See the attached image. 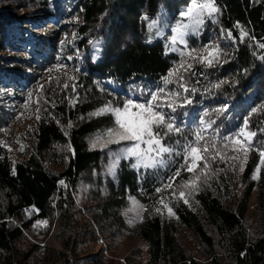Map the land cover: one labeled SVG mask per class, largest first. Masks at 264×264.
I'll list each match as a JSON object with an SVG mask.
<instances>
[{
  "label": "trees",
  "instance_id": "16d2710c",
  "mask_svg": "<svg viewBox=\"0 0 264 264\" xmlns=\"http://www.w3.org/2000/svg\"><path fill=\"white\" fill-rule=\"evenodd\" d=\"M213 2L215 22L205 15L185 36L200 56L219 47L208 67L169 44L192 0H0V264H264V0ZM15 11L27 18L18 26L5 18ZM158 88L191 101L164 109L183 130L164 142L180 154L154 169L122 160L109 175L122 143L93 147L115 127L97 113ZM245 119L256 133L246 155L229 144ZM201 120L214 122L204 135L215 148L200 153L207 169L200 160L189 172L182 146ZM197 175L185 203L178 192ZM130 199L143 208L134 225ZM55 228L59 250L48 243Z\"/></svg>",
  "mask_w": 264,
  "mask_h": 264
},
{
  "label": "snow or ice",
  "instance_id": "6c2138e0",
  "mask_svg": "<svg viewBox=\"0 0 264 264\" xmlns=\"http://www.w3.org/2000/svg\"><path fill=\"white\" fill-rule=\"evenodd\" d=\"M217 11L218 9L213 0H192L191 6L181 14L182 17L189 21V23H181L173 30L174 35L171 36L169 44L172 46L180 44L183 49L187 51L190 58L205 63L208 67H212L215 60L220 55L219 47L206 49V55L200 56L197 53V50L188 49L185 36L189 29L192 31L199 30L204 23L203 17L205 15L215 22V13ZM149 28H156L157 34L160 33V29L156 22L150 23ZM245 35L246 33L241 30V40ZM227 37L229 39L233 38L230 31L227 33ZM260 47L264 48V43H262ZM173 50H175V48H173ZM181 66H183V62L181 63ZM189 67L191 66L189 65ZM175 75V70L170 71L168 76L162 78L164 84L167 85L172 83L173 81L170 77ZM177 82L184 92L189 91L183 83V76H178ZM218 86L219 85H217V87ZM147 97V99L128 98L123 104H114L112 101H109L97 113L98 115L111 113L115 117V127L108 129L106 132L111 138V142H128L116 156L110 171L115 168L120 158H134L135 164L133 167H143L147 169L166 167L167 158L172 157L174 154H180L176 150L174 144L170 145L164 142L170 135H180L183 132L180 125L176 123L175 118L169 113H166L164 109H169L170 112H175L178 106H184L185 104L191 103L190 99L186 97L181 99V93L179 91L169 92L164 88H158L156 91H149ZM211 123L214 122L205 124V122L201 120V127L193 130L187 138V142L182 146L184 160V165L182 166H186V169L189 172L194 170L193 165L200 160H204V168H208V164L206 163L207 158L202 157L200 153H207L210 147L213 149L215 148V142L212 141L210 143L204 135L207 129L211 127ZM243 123L244 127L229 140V144L239 146L238 148L234 147L233 151H243L246 155L248 151L255 147L251 138L256 136V133L247 131V119H245ZM174 143L179 144V141ZM227 146L228 145H225V147ZM93 147H95V145H93ZM21 150L23 149L21 148ZM256 150L262 158V161H264V149ZM215 156L223 158V153L216 151ZM234 158L236 157H233V159ZM189 159H191L192 163H188ZM179 175L180 169H176L173 176L169 178V181L175 180V177H178ZM201 175L207 178L208 173L205 171L202 172ZM201 175L194 176L192 180H188L181 185V190L178 192V195L185 203H188V201L183 188L192 186L193 189H195L197 182L201 179ZM252 178L257 179L258 177L253 175ZM61 183H63V181H61ZM166 187H172V183L170 182ZM156 191L160 192L161 189L157 188ZM172 195L176 196L177 192L174 190ZM163 202L162 198L160 203ZM132 203L135 205L136 201L132 200ZM157 211H160V209H157ZM168 211L169 214H172L171 208H169Z\"/></svg>",
  "mask_w": 264,
  "mask_h": 264
},
{
  "label": "rangeland",
  "instance_id": "374dc122",
  "mask_svg": "<svg viewBox=\"0 0 264 264\" xmlns=\"http://www.w3.org/2000/svg\"><path fill=\"white\" fill-rule=\"evenodd\" d=\"M5 18H6L7 21H9L13 25L20 24V23H22V21H25L27 19L24 14H22V13H20L18 11L11 12L10 14H7L5 16ZM35 19H42V18L41 17L38 18V16H32L31 18H29V21H34ZM43 25H45V29H47L49 31H52V30L55 31L56 30V27H52V26L48 25L47 23H45ZM16 26H18V25H16ZM190 31H192V30L190 29ZM173 35H174V33H173ZM187 35H188V33H186V36ZM71 39H72L71 34H68V36L65 38L66 42H64V43L70 42ZM95 47L97 48L96 45H95ZM181 48H182V46L180 44L175 45V50L176 51H180ZM12 56H13L12 54H9V58L8 59H10ZM252 70H253V64L252 63L244 64V66H243V79L242 80H244L250 74V72ZM108 114H110L115 120V117L111 113H108ZM121 143H122V145H121L122 147L118 151V154L121 152V150L126 146V144L128 142H123V141L120 142V143L111 142V138L106 133L103 135L102 138L95 139V141H94V145H99L102 149L108 148L110 146H116L117 147V145H119ZM116 156L117 155L115 154L111 158L112 165H111L110 169H112L113 162L116 159ZM127 159H134V158H120L118 163L120 161H122V160H127ZM134 161H135V159H134ZM190 163H192L191 160H190ZM115 168H116V166H115ZM115 168L112 171L109 170V175H113L114 174ZM135 168H137V167H135ZM159 168H161V167H159ZM147 169H154V168H147ZM132 200L133 199L129 200V207H128L127 211L125 212V215H126V218H127V221H128L129 225H134V224L138 223L140 221V217H141V214L143 212L142 206L138 202H136V204L134 205L132 203ZM57 236H58V231L55 228L52 231V233H51V235L49 237L48 243L50 245L54 246L57 250H59V246L57 245V242H56ZM129 248H130V243L128 241H126V240L122 241V243L120 244V253L121 254H125L124 258L128 255ZM122 262H123V260L121 259V263Z\"/></svg>",
  "mask_w": 264,
  "mask_h": 264
}]
</instances>
